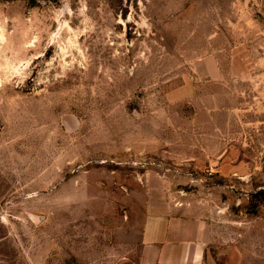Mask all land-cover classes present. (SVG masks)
I'll list each match as a JSON object with an SVG mask.
<instances>
[{
    "label": "rangeland",
    "instance_id": "1",
    "mask_svg": "<svg viewBox=\"0 0 264 264\" xmlns=\"http://www.w3.org/2000/svg\"><path fill=\"white\" fill-rule=\"evenodd\" d=\"M165 200L264 264V0H0V264H138Z\"/></svg>",
    "mask_w": 264,
    "mask_h": 264
},
{
    "label": "crops",
    "instance_id": "2",
    "mask_svg": "<svg viewBox=\"0 0 264 264\" xmlns=\"http://www.w3.org/2000/svg\"><path fill=\"white\" fill-rule=\"evenodd\" d=\"M213 238L208 219L188 213L184 202H155L145 217L138 264H206Z\"/></svg>",
    "mask_w": 264,
    "mask_h": 264
}]
</instances>
